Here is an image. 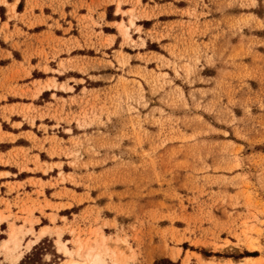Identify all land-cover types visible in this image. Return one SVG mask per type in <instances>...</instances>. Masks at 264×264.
<instances>
[{"label":"rangeland","instance_id":"obj_1","mask_svg":"<svg viewBox=\"0 0 264 264\" xmlns=\"http://www.w3.org/2000/svg\"><path fill=\"white\" fill-rule=\"evenodd\" d=\"M1 1L0 264H264V0Z\"/></svg>","mask_w":264,"mask_h":264},{"label":"bare ground","instance_id":"obj_2","mask_svg":"<svg viewBox=\"0 0 264 264\" xmlns=\"http://www.w3.org/2000/svg\"><path fill=\"white\" fill-rule=\"evenodd\" d=\"M16 229L15 228L12 229L11 236H10L11 238L7 239L3 243V249L9 255V257H11V260H12V262L14 264H18L20 262V260L22 259V257H23V253L22 252L15 253V251L20 247V238H19L20 235H19V233H18V231ZM46 232H47V228L42 231V233L39 235L38 239L43 234H45ZM32 242L35 243V242H37V240L36 241H31L28 244V247L31 248ZM12 243H13V245H12ZM58 244H60V250L63 251L64 253H66V254H72L73 253V251L68 247L67 243L60 241ZM82 249H85L84 256L87 259H91V261L89 263H88L87 260L82 261V260H78V259L72 257V258L66 259L64 264H96V263H104V261L102 260L101 254L99 252L93 253L94 250H95V247L93 245L92 246H89V245L87 246L86 244H84V245L80 244L78 250L80 251Z\"/></svg>","mask_w":264,"mask_h":264},{"label":"trees","instance_id":"obj_3","mask_svg":"<svg viewBox=\"0 0 264 264\" xmlns=\"http://www.w3.org/2000/svg\"><path fill=\"white\" fill-rule=\"evenodd\" d=\"M49 239L42 240L38 245H36L31 253L27 254L19 264H50L44 259V254L47 252L55 253L54 245H49ZM48 244V245H47ZM154 264H177L169 258H162L157 260Z\"/></svg>","mask_w":264,"mask_h":264},{"label":"crops","instance_id":"obj_4","mask_svg":"<svg viewBox=\"0 0 264 264\" xmlns=\"http://www.w3.org/2000/svg\"><path fill=\"white\" fill-rule=\"evenodd\" d=\"M6 1L9 3V0H6ZM0 6L5 7L6 6L5 2L0 0ZM1 22H3V19H2L1 13H0V24H1Z\"/></svg>","mask_w":264,"mask_h":264}]
</instances>
